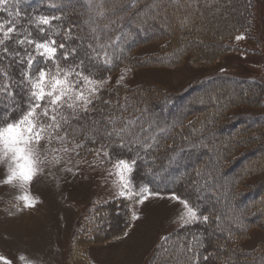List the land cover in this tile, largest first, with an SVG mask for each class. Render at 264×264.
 <instances>
[{"label": "trees", "instance_id": "trees-1", "mask_svg": "<svg viewBox=\"0 0 264 264\" xmlns=\"http://www.w3.org/2000/svg\"><path fill=\"white\" fill-rule=\"evenodd\" d=\"M67 1H72V4H66V0H21L18 6H10L13 12L18 7L21 16L9 17L7 11L0 9V22L14 23L19 19L18 31L26 28L31 33L30 38H39L41 35L39 29L29 22L30 16H62V21H52V24L62 29L76 24L79 27L74 35H92L90 30L98 28L95 35L101 38L99 43L115 41V52L120 59L114 61L111 69L98 70L95 78H102L125 66L134 68L138 62L177 65L186 54L192 55L194 62L210 63L232 50L229 42L233 34L249 31L252 20L251 0L208 1L218 7V10L230 8V22H224L225 17L221 18L218 10L214 14L210 6L201 7L199 0H177L182 6H187L185 2L190 5L194 1V7L190 12L186 7L187 11L177 9L173 13L172 18L180 21L181 25L175 30L159 33L165 37L164 53L159 52L154 59L142 61L134 54L135 48L161 36L154 34L152 28H158V16H139L155 0H135L134 4L133 0ZM169 1L161 0L162 3L154 7L155 12L156 8L163 12L171 11ZM50 4H58L60 7L51 8L48 6ZM113 21L114 23H110ZM188 21L191 29L185 31L182 24ZM105 25L108 27L105 28ZM7 26L12 25L9 23ZM63 35L62 30L60 36L56 37L58 44L64 42ZM207 35L209 38L206 39ZM21 38L22 36L14 35L6 46L9 51L14 48L24 56V46L15 43ZM75 43L73 41L72 46ZM31 47L34 49V45ZM202 47L203 50L199 49ZM59 55L62 56L63 53ZM65 66L61 64V67ZM23 67L27 68V64ZM50 67L53 70L55 68L54 65ZM0 68L9 77L6 79L0 75V86L10 80L21 79L20 67L11 58L0 61ZM227 88L232 90L227 92ZM8 90L22 95L16 101L24 100L18 86L13 85ZM110 90H113L111 95L108 90L102 93L103 99L124 106L122 109H114V115L121 117L123 121H134L132 130L135 132L139 133L141 128L148 129L141 133L142 137L153 132L157 135V146L147 153H140L143 159L137 164V183L147 184L153 193H174L193 206L200 205L199 214L212 218L210 224L196 223L183 228L179 226L167 233L164 236L166 239L160 240L147 264H191L197 252L199 264H264V244L251 251L238 247L239 242L247 236V230L264 227V179L256 183L246 182L257 173L264 172V113L234 116L225 114L226 110L236 104L253 108L264 106V84L254 79L218 74L173 93L141 86L125 89L116 85ZM202 95L210 98L200 99ZM0 100L4 105L10 102L7 95L0 97ZM14 104L12 102V106ZM159 128H166L167 131L158 132ZM213 134L218 137L209 141ZM193 144L196 146L191 147ZM207 145L218 148V151L214 149L207 153ZM197 153L206 155L203 159L196 160L193 157ZM215 157L219 159L212 164L210 161ZM107 201L110 202L98 204L86 215L82 227L74 233V238L77 239L74 248L84 245L81 240L93 245L100 235L106 238L103 241L118 238L131 227L130 212L126 209L125 202L119 199ZM115 211L123 216L119 225L113 220ZM217 216L220 217L219 221L216 220ZM109 231L112 233L107 235ZM190 242L193 248L191 253L188 252ZM77 249H73V259L83 260L76 253ZM204 256H209V259L204 261Z\"/></svg>", "mask_w": 264, "mask_h": 264}, {"label": "snow or ice", "instance_id": "snow-or-ice-1", "mask_svg": "<svg viewBox=\"0 0 264 264\" xmlns=\"http://www.w3.org/2000/svg\"><path fill=\"white\" fill-rule=\"evenodd\" d=\"M20 2L21 0H0V9L7 11L9 17L19 18V8L13 12L10 6H18ZM48 6L60 7L58 4ZM63 19L58 15L30 16L29 22L39 29V38H30L31 33L26 28L18 31L19 19L14 23L0 22V61L5 58L14 60L20 67L21 76L19 81L10 80L0 86V97L7 95L10 98L8 105L0 100V167L4 168L0 183L27 190L35 177L43 174L46 168L59 166L63 162V155L70 152L80 155V151L84 150L86 154L94 155V164L99 161L101 166H111L107 174L115 177L112 185L116 189L112 201L119 199L125 202L130 220L137 221L140 216L136 206L143 205L150 195H157L151 192L147 184L136 181L137 164L143 159L140 153H147L157 146V135L153 132L142 137L141 133L148 129L141 128L139 133L133 131L134 121H123L121 117L114 115V109H122L124 106L103 99L102 93L108 81L95 77L98 70L111 69L114 61L120 59L114 48L116 42L109 40L107 43H99L101 38L95 35L98 28L90 30L92 35H74L78 25L70 24L67 29H62L52 24V21ZM9 23L12 26L6 27ZM62 30L64 42L58 44L56 37L60 36ZM14 35L22 36L15 43L24 46L26 55L21 56L14 48L9 51L6 43ZM242 38V35L236 37L237 40ZM73 41H76L74 46ZM33 45L34 49L31 47ZM61 52L62 56L59 55ZM25 63L27 68L23 67ZM61 64L66 66L61 67ZM50 65L55 66L54 70ZM0 75L9 78L2 68ZM122 80L123 74L117 80V86ZM13 85L20 88L24 95L23 101H16V93L8 90ZM113 90H108L109 95ZM12 102H15L14 106ZM157 131L165 133L167 129L159 128ZM53 144L60 147L54 148ZM18 199L24 201L25 207L33 206L34 202H30L28 195ZM170 199L178 201L183 207L179 216L181 228L196 223H211L209 215L199 214L200 205L193 206L174 193ZM109 202L104 201L103 204ZM216 220L219 221L220 217L217 216ZM124 235L127 236L128 233L125 232ZM192 251L190 242L188 252ZM19 258L23 259L22 256ZM203 259L207 261L209 256H204ZM199 260L197 252L191 264H199ZM0 261L11 264L4 257H0Z\"/></svg>", "mask_w": 264, "mask_h": 264}, {"label": "rangeland", "instance_id": "rangeland-1", "mask_svg": "<svg viewBox=\"0 0 264 264\" xmlns=\"http://www.w3.org/2000/svg\"><path fill=\"white\" fill-rule=\"evenodd\" d=\"M199 1L201 7L210 6L214 14L217 13L218 7L209 3V0ZM251 1L252 20L250 30L234 33L229 42L232 50L218 59L210 63H197L193 61L192 55L186 54L177 65L168 66L160 65V63L138 62L134 68L129 66L118 68L104 77L96 79H106L108 81L104 86L105 91H107L117 85V80L123 74L120 86L125 89L141 86L166 93L179 92L200 80L218 74L254 79L264 84V0ZM65 3L71 5L72 1L66 0ZM152 3L153 5L151 4L147 9L142 10L139 16H158L160 18L159 23L157 22L159 29L152 27L154 34L157 33L158 35H161L159 33H162V31L175 30L176 27H180V21L177 22L174 17L172 18L177 9L187 11V7L190 12V9L194 7V1L190 5L189 2H185L187 6H182L178 4L177 0H170L169 7L171 11L163 12L156 8L157 12H155L154 7H158L162 2L161 0H155ZM200 3L198 2V4ZM224 10H218L220 12L218 14H221V18L225 17L224 22H230V8ZM182 25L185 31L191 29L190 21ZM240 35L243 38L237 40L236 37ZM207 38H209L208 35ZM163 45H165V37L161 35L151 42L137 46L134 54L139 56L142 61L154 59L157 53H164L165 47ZM198 45H201V43ZM199 49L203 50L204 48ZM230 90L232 89L227 88V92ZM15 93H17L15 99L22 98L19 92L15 91ZM206 98L209 99L210 96L202 95L200 97V99ZM242 113H264V106L253 108L244 104H236L225 112L226 115L232 116ZM213 135L209 138V141L216 140L218 137L216 134ZM211 145H207V153L214 149L218 151V148ZM52 147L56 148L60 145L53 144ZM67 147L70 148L71 145H67ZM205 155L197 153L193 158L200 160ZM218 159V157H215L210 162L214 164ZM93 161L94 155L86 154L84 150L80 151V155L70 152L63 155V162L59 166L46 168L43 174L37 175L27 190L0 183V257L6 258V261H10L11 264H124L128 261L126 254L131 250L133 244L130 241H127L125 245L127 249L122 253L120 252V255H118L119 253L116 254V249L110 251L115 252L116 255L112 259L109 256L110 253H103L100 249L104 248L103 245L108 244L113 239L103 241L106 238H102L101 235L95 239L96 242L93 245L80 239L82 245H84L79 244L81 247L74 248L77 240L74 238V233L83 225L86 215L90 214L98 204L111 200L116 191L112 185V180L115 177H109L107 174L111 166H101L99 161H96L95 164ZM67 169H71V171ZM3 173L4 168L0 167V175ZM263 179L264 172H259L248 178L246 182L256 183ZM24 195L29 196L30 202H34L33 206L25 207L24 201L18 199ZM171 195L162 193L150 195L143 205L136 206L140 219L135 222L134 227H139V231L151 241L158 235V244L168 231L175 227L178 228L180 225L179 216L183 211V207L178 201L170 199ZM89 216L91 218V215ZM113 216L114 222L119 225L118 222L123 219L122 213L116 214L115 211ZM132 224H134L133 221ZM246 232L247 236L239 242V248L251 251L264 244V227H252ZM111 233L112 231H109L106 234ZM73 249H77L76 253L83 260L73 259ZM154 250L155 248L152 252ZM94 254H96V257ZM91 255H93V258ZM21 256L23 259L19 258ZM150 257L143 264H147ZM0 264H5V262L0 261Z\"/></svg>", "mask_w": 264, "mask_h": 264}, {"label": "crops", "instance_id": "crops-1", "mask_svg": "<svg viewBox=\"0 0 264 264\" xmlns=\"http://www.w3.org/2000/svg\"><path fill=\"white\" fill-rule=\"evenodd\" d=\"M137 221H139V220H137ZM137 221H133L134 224H132V226L130 228H128V230L126 231L128 233L127 236L122 235L121 237H118L116 239L111 240L110 242H108V244H104L103 245L104 248L100 249V251H103V253L108 252L107 254L110 253L109 256H111L110 258L112 259L113 257H116L115 252H117L116 254L119 253L118 255H120V252L122 253L123 251H125V249H127V248H125V245H126L127 241L128 242L130 241L133 244H132L131 250H129L126 254L128 261H126L124 264H143L144 261L152 255L153 249L157 247V245H158L157 240H158L159 236L156 235V237H154L153 241L147 239L145 237V234H143V233H141V231H139V227H134L135 222H137ZM142 223H144V222H142ZM175 228H173V229H175ZM173 229H171V230H173ZM170 231H168L167 233H169ZM159 235H160V233H159ZM112 244L114 246H110ZM101 247H99V248H101ZM115 249H116L115 252H110V251L115 250ZM93 252H95V251H93ZM91 256L93 258V255H91ZM94 256L96 257V254H94ZM90 260H92V259L90 258ZM94 260H95V258H94Z\"/></svg>", "mask_w": 264, "mask_h": 264}]
</instances>
